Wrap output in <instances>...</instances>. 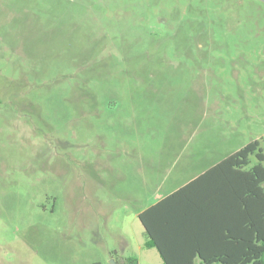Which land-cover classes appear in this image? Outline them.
Returning a JSON list of instances; mask_svg holds the SVG:
<instances>
[{"label":"rangeland","instance_id":"rangeland-1","mask_svg":"<svg viewBox=\"0 0 264 264\" xmlns=\"http://www.w3.org/2000/svg\"><path fill=\"white\" fill-rule=\"evenodd\" d=\"M254 140L263 1L0 0V264H163L138 214Z\"/></svg>","mask_w":264,"mask_h":264},{"label":"trees","instance_id":"trees-1","mask_svg":"<svg viewBox=\"0 0 264 264\" xmlns=\"http://www.w3.org/2000/svg\"><path fill=\"white\" fill-rule=\"evenodd\" d=\"M263 161L251 141L141 211L144 245L163 264H264Z\"/></svg>","mask_w":264,"mask_h":264},{"label":"crops","instance_id":"crops-1","mask_svg":"<svg viewBox=\"0 0 264 264\" xmlns=\"http://www.w3.org/2000/svg\"><path fill=\"white\" fill-rule=\"evenodd\" d=\"M183 185H184V184H183ZM180 187H181V186H180ZM178 188H179V187H178ZM178 188H177V189H178ZM175 190H176V189H175ZM175 190H174V191H175ZM172 192H173V191H172ZM172 192H171V193H172ZM169 194H170V193H169ZM164 197H165V196H164ZM162 198H163V197H162ZM162 198H160V199H162ZM160 199H159V200H160ZM159 200H158V201H159ZM155 203H156V202H155ZM144 242H145V241H144ZM144 246H145V245H144ZM145 247H146V246H145ZM146 248H152V247H146ZM153 248H154V247H153ZM109 257L111 258V256H109ZM112 263H113V264H116L117 262L114 260Z\"/></svg>","mask_w":264,"mask_h":264},{"label":"water","instance_id":"water-1","mask_svg":"<svg viewBox=\"0 0 264 264\" xmlns=\"http://www.w3.org/2000/svg\"><path fill=\"white\" fill-rule=\"evenodd\" d=\"M261 1H263V2H264V0H261Z\"/></svg>","mask_w":264,"mask_h":264}]
</instances>
